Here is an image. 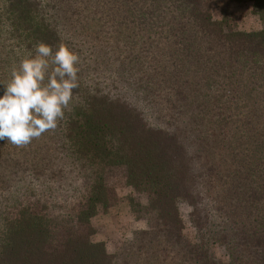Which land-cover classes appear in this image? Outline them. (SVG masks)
I'll return each mask as SVG.
<instances>
[{
	"label": "trees",
	"instance_id": "1",
	"mask_svg": "<svg viewBox=\"0 0 264 264\" xmlns=\"http://www.w3.org/2000/svg\"><path fill=\"white\" fill-rule=\"evenodd\" d=\"M250 1L258 31L215 20L210 0H0V81L39 42L79 56L57 128L0 141V264H264V0ZM110 167L149 224L114 253L91 227ZM39 188L79 195L62 240L23 204Z\"/></svg>",
	"mask_w": 264,
	"mask_h": 264
},
{
	"label": "clouds",
	"instance_id": "2",
	"mask_svg": "<svg viewBox=\"0 0 264 264\" xmlns=\"http://www.w3.org/2000/svg\"><path fill=\"white\" fill-rule=\"evenodd\" d=\"M79 56L60 43L34 46L0 81V141L28 145L64 119L79 86Z\"/></svg>",
	"mask_w": 264,
	"mask_h": 264
},
{
	"label": "rangeland",
	"instance_id": "3",
	"mask_svg": "<svg viewBox=\"0 0 264 264\" xmlns=\"http://www.w3.org/2000/svg\"><path fill=\"white\" fill-rule=\"evenodd\" d=\"M210 9L215 20L241 31H258L263 27L262 21L253 13V3L250 0L242 2L210 0ZM104 177L112 205L106 212L100 211L91 220V227L96 231L93 240L105 242L108 252L114 253L133 239L135 232L148 228L149 224L146 220L136 217L134 205L131 202L135 200L144 204L146 199L143 195L134 193L127 185L125 168L110 167L105 170ZM23 204L39 215H46L57 220L55 229L57 241L69 236L76 229L74 219L80 208V198L75 191H49L39 188L36 195L25 199ZM11 212L16 214L13 210ZM182 214L186 222L185 234L194 240L196 232L189 224L188 208L182 207ZM215 254L218 258L225 259L221 249L216 248Z\"/></svg>",
	"mask_w": 264,
	"mask_h": 264
}]
</instances>
